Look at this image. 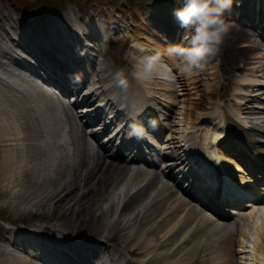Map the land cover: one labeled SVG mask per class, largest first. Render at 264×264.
Returning <instances> with one entry per match:
<instances>
[{
    "label": "bare ground",
    "instance_id": "bare-ground-1",
    "mask_svg": "<svg viewBox=\"0 0 264 264\" xmlns=\"http://www.w3.org/2000/svg\"><path fill=\"white\" fill-rule=\"evenodd\" d=\"M233 11L230 7L224 12V21L228 19L229 15H232L231 13L234 14ZM258 13L261 12L258 11ZM59 17L35 16L31 19L32 21L25 22L12 18L13 20L10 21H14L15 29L20 30L15 34L16 36H10L13 47L7 46V48L0 43L1 57L16 62L10 49L18 51V57H22L24 61L16 63L32 74L29 66L34 67L35 65L18 49L23 50L28 56L37 58L38 64L45 69L44 72L38 69L36 76L47 78L49 71L48 79L51 80V84H53L52 79L56 78L57 80H54L58 81V85H56L60 87L62 84L65 93H70L74 88L75 91L71 95L73 97L76 95L74 98L76 104H85V107L75 108V111H71L69 106L61 104L62 101L59 104L55 100L44 99L47 92L41 91L33 81L29 83L28 88H23V90L30 92L31 88H36L37 91L33 90L36 94L40 92L41 95H44L43 99L39 100L36 96V100L31 101V104L34 102L39 108L38 111L42 112V114L38 112L40 120L32 117L31 111L35 110L32 109L33 104L27 102L24 103V116L19 115L18 117L15 112L8 109L4 114L8 119L12 117L11 122L3 127L4 124L1 125L2 121L0 120V164L4 167V173L0 175V182L2 186L6 187L4 191L10 197L15 211L27 214L31 223L29 227L21 225L15 228L14 225L6 221L0 222V230L4 234L1 239L0 264H50L52 257L65 264L74 262H76L74 264H94L97 261L98 264H264V208L258 215L260 220L255 215L256 208L247 212L250 226L257 227V229L255 228L257 236L249 249H245L247 244H244L241 237L235 244V229L243 231L240 228V215H232L234 210L231 209L222 210V217L219 219L209 213L208 209L219 207L215 206L219 203L218 201L215 203L218 191L214 188L218 184L221 173L223 190L220 199L225 200L224 203L228 204L226 206L241 203L240 199L235 198L237 195L234 192L230 199H225L224 190L235 189L233 184L241 185L239 188L242 191L258 194L261 198L264 197V175H261L264 174V156L262 158L260 149L253 146V144L260 145L255 134L263 132L261 125L264 126V118L261 116L264 114L262 112L264 107L259 105L262 104L261 102L255 106L250 105L251 100L257 102L255 100L257 96L253 91L256 87L264 88V84L256 76L253 78L248 74V76L243 75L240 82L235 81L238 75L237 71L243 70V68H248L251 72L257 71L261 75L264 74L262 72L264 68L259 70L258 65L255 66V62L251 61L253 58L250 56L252 49L264 46L261 40H264V28L256 26L253 20L251 21L247 16L245 18L241 14L232 16L237 24L225 22L228 25V31L223 36L219 51L214 57L207 60L202 70L197 71L199 77L205 76L212 81L206 87V95L210 97L208 104L197 100L193 105L188 106L187 118L183 120L185 122L181 123L182 119L176 120L180 109L178 100H174L171 103L172 109L164 115L165 124L161 125L153 111L154 103L158 98L160 100L162 98L158 97L154 86L151 85H154L153 80H157L159 75L162 76L166 73V69L158 64L159 75H153L150 79H138L135 73L142 67L138 58L141 56V52H138L141 48L139 46L135 48L136 46L133 45V51L130 54L132 63L130 69L112 70L109 65L92 60L91 57L92 75H89L86 67L81 64L82 58L76 57L73 48L77 47L80 52L83 49L82 53L86 58L89 50H85V46L81 45L82 40L77 35L75 37L70 35L65 28L59 25ZM64 17L75 19L72 10H69ZM66 21L69 24L68 31L72 33L73 21ZM174 21L176 22V19ZM86 26L90 37L95 34L98 37L102 36L104 32L102 24H98L95 20H91ZM252 28L256 30V33H251L250 29ZM4 29L2 26L1 30ZM128 30L138 38H134V40L142 46L141 41L145 38L139 35L138 28L132 27ZM65 35H67L66 38H64ZM96 40L98 41V39ZM242 41H249L252 45H246V43L241 45ZM149 46L153 51L155 50L151 42ZM61 50L64 51V54H61ZM156 53L159 54V62L163 60V56H177L169 54V51L166 54L159 51ZM70 59L72 65L77 63L81 69H77L73 75L69 68ZM87 60H90L89 57ZM213 60L217 63L211 62ZM178 61L177 63L182 62ZM60 62L67 66H62L60 74L52 72L54 68L55 71L61 70L58 65ZM177 63L174 65L172 62V66L178 67ZM249 63H253L254 66L247 67L246 65ZM103 69L104 72H102ZM65 74L66 76H64ZM254 75L257 74L254 73ZM132 77L139 80L144 90H138L137 94L132 97L123 96L126 83ZM70 78L72 79L70 80ZM0 79H3L1 73ZM78 81V89L75 86L71 87L72 84L77 85ZM8 82L9 85L11 84L10 87L15 85L13 80H8ZM20 82L22 84V81ZM194 82L185 83L183 90L188 92L189 89L194 88ZM190 86L192 87L190 88ZM160 89L168 92L170 96H173V92L177 91L175 88L162 87ZM16 90L22 91L19 87ZM30 98L33 99L32 96ZM219 100H224L225 103L234 102L227 107L215 105ZM6 101H0L2 104L0 114L5 110L4 103ZM64 104L66 103L64 102ZM6 105L9 107L12 104L7 103ZM214 105L218 107L214 108ZM99 107H102L103 110H98ZM58 109L61 110L67 125V134L64 132L65 135H61H68V139L59 137L61 139L58 141L53 136L52 139L45 142L54 145L57 149L47 152L49 148H45L44 141L39 142L37 133L43 136L46 131L48 133L51 131L61 132L62 125L60 123L62 120L57 115ZM106 109H110V111ZM199 109H203L204 112H199ZM8 112L12 113L11 116L8 115ZM105 113L113 115L109 122L111 127L116 122H113V119H121L123 128H126L128 123L130 127L133 126L134 122H131L130 119H135L137 127L143 130L149 129L152 132L153 127L149 126V120L154 121L156 132L160 134V147L163 150L161 154L166 157L168 166L159 172L157 169L147 168L157 165L152 161H148L149 165L146 168L134 166L137 164V162H133L134 157L132 160L127 159L121 155L122 153L116 152L115 149L112 150L114 146H120L124 150L126 145H130L138 153L140 149L137 142H140V138L133 136L135 140H129L127 144H115V134H112L109 126H102L101 123V120L109 121V116L103 117ZM217 117H220L219 121H216ZM20 119L24 120L22 130H19L20 126L18 125ZM250 119L253 120L252 124L246 128L245 122ZM187 120L189 124H192V127L186 126ZM200 123H208L210 129L203 132L204 128H197ZM87 124L92 125L91 128L95 130L91 131V135H95L93 137L96 141L95 145L90 146L86 142ZM198 132L200 133L198 134ZM180 133H182V140L185 142L184 149L195 158L204 161L207 166H210L211 163L205 161L204 158L215 155L221 167L220 174L214 166H210L205 177L200 178L189 168L188 171L192 175L191 177L185 176L184 181L187 183L184 186L183 183L175 186V182L174 184L169 182L175 181L173 176L175 170L179 174L178 168L186 163L179 140ZM211 139L214 143L218 141L215 147L210 144ZM149 146L150 153L157 154L153 146ZM2 152L3 155H1ZM107 158L110 160L107 161ZM239 161L248 168L250 172L248 176L245 175L247 169L243 168ZM186 166L189 167L187 164ZM233 170L244 174H236ZM160 173L165 178H162ZM181 174L184 176L183 173ZM207 174H211V178L214 180L212 189L209 184L205 183ZM193 180H198L200 185H195ZM151 185H154L153 190L142 200L141 198ZM205 190L208 193L204 192ZM179 192L188 196L197 205L180 196ZM24 203H26L25 208L21 207ZM131 207H133V212H128L127 210ZM35 225L41 230L34 231L33 228H30ZM83 225L89 230L90 236L97 234L99 238L85 236L87 233L81 229L78 232ZM29 239L38 240L37 247L28 245ZM59 241H63L65 247L61 246ZM108 241L112 242L115 248L107 245ZM234 244L237 246L235 250L232 248ZM16 248L26 253V257H16L13 254V249L16 250ZM51 249H55L56 255L49 254ZM213 249L217 252L214 256L210 252ZM235 252L241 254L238 262H235L234 259ZM244 252L248 253L247 256L243 255ZM8 255L11 259L8 258ZM126 255H131V257L127 258Z\"/></svg>",
    "mask_w": 264,
    "mask_h": 264
},
{
    "label": "rangeland",
    "instance_id": "rangeland-1",
    "mask_svg": "<svg viewBox=\"0 0 264 264\" xmlns=\"http://www.w3.org/2000/svg\"><path fill=\"white\" fill-rule=\"evenodd\" d=\"M78 2H80V3H78ZM182 6H183V0H0V31H1L0 32V39L1 38L3 39V40L2 39L0 40V43L2 44V46L5 45L6 47L7 46L10 48L13 47L12 40L10 39V36L15 35L17 30L15 29L16 25H14V21H10V20L17 19V21L21 20L22 22H25V21H32L31 19H33L35 16L36 17L37 16H40V17L43 16L45 18H47V17L53 18V17H59L60 16L58 19V22L60 23L59 25L61 27L65 28V30H67V32L70 35H73L74 37L77 35V37L84 42L85 46L87 47L86 50L87 51L89 50L88 55L90 58L92 57V60H98L105 65H109L112 70H122L125 68L130 69V66L132 65V63L130 61L131 60L130 54L133 51L132 50L133 45H134V47L136 46L135 48H137V46H139L141 48L140 49L141 50V54H140L141 56H139L138 58L140 60L139 64L142 66H143V61H141V60H143V58H145L147 56L155 55V53L158 51L166 54V52L169 50V48H171L173 46H179V47L190 46V40H191V37L194 35V30L191 28H188V29L181 28L179 26L178 21L177 20H176V22L174 21L175 17L173 16V11L175 9L181 8ZM231 8H232V11L234 9V11H233L234 14L231 13L232 15H229L228 19L225 20L226 23L230 24L232 22V24L233 23L237 24L236 20L232 19L233 18L232 16L241 14L245 18L248 17L249 20H251V21L253 20L255 22L254 24L256 26H258V27L262 26L264 28V0H232ZM69 10H72L73 15H74L73 18H75V19H72L70 17H68V18L64 17L65 14ZM258 11L261 13H258ZM7 13H8V15H7ZM46 14H49V15H46ZM66 20H68V21L70 20V22L73 21V23H72L73 26L71 25L73 27V28H71L73 30L72 33H70L68 31L69 24L67 23ZM91 20H95L98 24L101 23L104 26L105 30H107L108 33L110 34V39H109L110 41L101 42V41H97V40L95 41L91 38H90L91 40L89 39L90 36L88 34V31H87L88 29H87L86 24L88 22L90 23ZM245 20L248 21L247 19H245ZM9 21H10V23H9ZM120 24H121V26H120ZM127 25H129V28H127ZM2 26L5 28L4 30H1ZM123 26H125V27H123ZM132 27H135V29L138 28L139 35H141L142 37L145 38V39H142V41H141L143 43L142 46H140L136 42V40H134V38L135 39H138V38H136V36L133 35V33L128 30ZM254 28L258 29L255 26H254ZM17 29H18V27H17ZM15 30H16V32H15ZM18 31H19V29H18ZM250 31L253 34L256 33V30H254L253 28L250 29ZM69 34H67V35H69ZM67 35H65L64 38H66ZM149 39H150V42L152 43L154 49L156 50V52H155V50L153 51L152 48L149 46V44H150ZM261 40L264 44V40L263 39H261ZM245 43H246V45H248V44L252 45V43L249 41H242L240 44L244 45ZM87 44H91V46H89ZM5 50H7V49L5 48ZM140 50H138V52H140ZM60 52H61V54H64L63 50H61ZM10 53L17 56L18 51H14V50L10 49ZM75 55H76V57L80 56L77 53H75ZM250 56L253 58V60H251V61L255 62V66L258 65L259 70L264 68V46L262 48L252 49ZM80 58H83V57H80ZM92 60H90V63L92 62ZM178 60L182 61V58H180L179 56H176V57L163 56V60H162L163 62L161 61V62H159V64H161L166 69V73L164 75H162L163 78H158L161 80H158V79H157L158 81L153 80L154 85H151V86H154V89H155L154 91L156 92L158 97L162 98L161 100L158 98V100H160L159 105L163 104L164 106H166L169 109V111L172 109L171 103L174 100H178L180 113L178 114V117L176 120L182 119L181 123H183V122H185L183 120L187 118L186 113L188 110V108H187L188 106L193 105L195 102H197V100L203 102L204 104H208V100L210 99V97H208L206 95V87H207V85H210L212 83V81L208 80L207 77H205V76L199 77L198 76L199 74L197 71H194L193 77H191V75L189 77V75H187L183 71V67H184L183 61L180 63H177V62H179ZM83 61H85V60L83 59ZM172 62H173V64L177 63L178 67L172 66ZM211 62L217 63L215 60H213ZM174 65H176V64H174ZM246 66L250 67V66H254V64L249 63ZM245 69H247V70H245ZM245 69L243 68V70L239 69L237 71L238 75L235 79L236 82H240L243 75L248 74V75H251L249 77L254 78L256 76L257 79H259L264 84V78H263L264 74L263 73L261 75V73H259L257 71H256L257 72L256 73V72H251L248 68H245ZM19 70L20 69L18 68V66L14 64V61H12L10 59H5L4 57L0 56V73L3 77V79H0V92H1L0 93V101H5V100L8 101V102L6 101V103H4L5 110L2 111V113H1L2 115L0 114V120L2 121L1 125L4 124L3 127L6 124L10 123L11 119H12V117H9V119H8L7 115L4 114L5 112H7L8 109H11L12 112H15L18 117H19V115L24 116L23 108H24V105L26 104L25 102L31 104V101L36 100L37 97L39 98V100L41 98L43 99V97H44V95H41L40 92L37 94H36V92H34V91H37L36 88H31L32 90H30V92L22 89V86L25 85L24 82H26V80H27L26 78L28 77V75L26 73H24V71H22V70L19 71ZM87 70L89 72V75H92L91 74L92 71L90 70V64L87 65ZM263 70H262V72H264ZM104 71L105 70L103 69L102 72H104ZM18 73L20 74L19 76H18ZM254 73L257 74L258 76L254 75ZM24 75H26V76H24ZM172 77H174V79H172ZM8 80H13L15 82L16 86L14 85V86L10 87L11 84L10 85L8 84L9 83ZM20 81H22V84ZM193 81H195L194 82V88L189 89L188 92L183 90L185 83L189 84ZM3 84L7 85V86H4ZM18 87L22 91L18 92L16 90V89H18ZM162 87H164V88H175L177 91L173 92V96H170L168 94V92H166L163 89H160ZM191 87L192 86H190V88ZM47 88L48 87H46V89ZM257 88L258 87L255 88V91H253L254 94L257 96L255 99L257 102H253L251 100L250 105L255 106L256 104H259V102H261L262 104H259V105L264 107V88H261V87L258 89ZM47 90L51 91V89H49V88ZM25 91H27V92H25ZM192 91H196V92H192ZM43 92L46 93V90L45 91L43 90ZM253 92H251V93H253ZM50 93H51L50 95L48 93H46L47 95L44 97V99L55 100L59 104L62 101L61 102L62 105L68 106L66 98H62L63 100L59 99L60 101H58V99L56 98L57 96H55V94L52 91ZM246 94L247 95H253L250 93H246ZM147 95H148V93H147ZM30 96H32L33 99H31ZM172 97H173V99H172ZM194 97H198V98L195 99ZM64 102L66 104H64ZM232 102H234V101L225 103L224 100H219L218 102H216L215 105L227 107L230 104H232ZM7 103H11L13 105V107H12V105H10L8 107L6 105ZM32 104H31L33 106L32 109H34L35 111L32 110L31 115L34 118L36 117L35 118L36 120H40V116H38V115H39V113L42 114V112L38 111L39 108L36 104H34V102H32ZM1 105L2 104H0V106ZM215 105H214V108H217L218 106H215ZM57 107H59V105H57ZM202 110L203 109H199L198 111L202 113V112H204V110L203 111ZM262 112L264 113V111H262ZM18 113H20V114H18ZM11 114L12 113H9L8 115L11 116ZM259 114H261V113H259ZM57 115L59 116L60 120H62V122L60 123V125H62L61 132L60 131L59 132L51 131V133H52L51 134V133H48L46 131L45 132L46 134L43 135L44 137L42 135L40 136V134L37 133V137L39 139V142L42 143L44 141L43 143L45 145V148H47V147L49 148V150H47V152H51V151L53 152L57 149L54 145L46 143L47 141L52 139L53 136H55L54 139H57L58 141H60L59 139H61L62 137H63V139H65L66 137H67L66 139H68V135L64 136L65 134H67V132H66L67 125H66V121L63 118V114H62L60 109H58ZM261 117L264 118V114ZM23 119H24V117H23ZM20 120H19L18 125L20 126L19 130H22L24 120L23 121L22 120L20 121ZM219 120H220V117H217L216 121H219ZM252 121L253 120L250 119L247 122H245L247 124L246 126L250 127V125L252 124ZM188 122L189 121L187 120V123H185V124H187L186 126L192 127V124L191 123L189 124ZM16 124H17V122H16ZM198 127H202V129L204 128L203 132H206L207 129H210V126L208 123H206V124L200 123V125H197V128ZM261 127L263 128V130H261L263 132H259V133H257V135L255 134V137L257 138V140H260L261 143L264 144V126L261 125ZM188 129L190 130V128H188ZM64 132H65V134H64ZM199 133L200 132H198V134ZM61 134H64V135H61ZM181 136H182V133L179 134V137H181ZM209 136L210 135L208 134V137ZM59 137H61V138H59ZM201 138H202V135H201ZM201 138H200V140H201ZM89 141H91V140L86 137L87 144H89ZM69 148H70V146H69ZM261 149L264 150V145L262 146ZM1 155H3V152ZM141 165H143V164H141ZM3 170H4V167L2 164H0V175L4 173ZM233 171L236 174H241L238 171H235V170H233ZM0 186H1V189H0V222H2V220H3V221H6L7 223H9L11 225H14L15 227H20L21 225L29 227L31 225L29 216L27 214L15 211V207L11 203V199H9L10 197H8V195H6V192L4 191L6 189V187L4 185L2 186L1 182H0ZM151 186L147 189L146 194H144L143 197L141 198L142 200H143V198H145V196L149 195V193L153 190L154 185L152 187ZM137 202L139 203V201H136V203ZM255 206H256L255 207L256 209L257 208H264V205H261V206L255 205ZM21 207L25 208L26 203H24ZM251 210L252 209H250V208H245L244 215L240 219V228L243 231L241 232V230H239V229L235 231V241H236L235 244H237L239 242L238 238L241 237V239H243V241H244V244L245 243L247 244V247H245V249H249V246L252 245V241L257 236V234H256L257 227H254V226L251 227L249 220H247V217H248L247 212L251 211ZM127 211L133 212V207H131ZM257 215H260V213H257ZM14 218H15V220H14ZM257 219L260 220V217L258 216ZM261 221H258V222H261ZM80 229L83 230L85 233H87L86 235H89L88 234L89 230L86 228V226L83 225L82 228H79L78 232H80ZM2 236H4V234H2V232L0 230V247H1V243H2V240H1ZM94 236L98 237L97 234H94ZM233 249H237V246L233 247ZM16 251H18V252H16ZM210 252H211L212 256H214L217 253L214 249L210 250ZM13 254L16 257H26V254L17 248H16V250L13 249ZM247 254H248L247 252L243 253L244 256H247ZM239 256H241V254L235 252V257H234L235 262L239 261ZM8 258L11 259L10 256ZM236 264H238V263H236Z\"/></svg>",
    "mask_w": 264,
    "mask_h": 264
},
{
    "label": "clouds",
    "instance_id": "clouds-1",
    "mask_svg": "<svg viewBox=\"0 0 264 264\" xmlns=\"http://www.w3.org/2000/svg\"><path fill=\"white\" fill-rule=\"evenodd\" d=\"M231 4L232 0H183V6L173 11L181 28L194 30L190 46H173L168 50L169 54L182 58L183 71L187 75L202 70L207 60L219 51L223 36L228 31L223 14L230 9ZM159 60V54L145 57L143 66L135 73L136 77L143 80L159 75ZM149 126L154 128L155 122L149 120ZM130 135L139 139L143 137L144 131L133 125Z\"/></svg>",
    "mask_w": 264,
    "mask_h": 264
},
{
    "label": "trees",
    "instance_id": "trees-1",
    "mask_svg": "<svg viewBox=\"0 0 264 264\" xmlns=\"http://www.w3.org/2000/svg\"><path fill=\"white\" fill-rule=\"evenodd\" d=\"M78 3H80V2H78Z\"/></svg>",
    "mask_w": 264,
    "mask_h": 264
}]
</instances>
